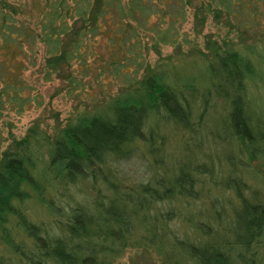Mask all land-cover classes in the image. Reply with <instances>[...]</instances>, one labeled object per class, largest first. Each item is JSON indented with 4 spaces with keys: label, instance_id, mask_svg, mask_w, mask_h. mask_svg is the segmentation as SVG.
I'll use <instances>...</instances> for the list:
<instances>
[{
    "label": "trees",
    "instance_id": "16d2710c",
    "mask_svg": "<svg viewBox=\"0 0 264 264\" xmlns=\"http://www.w3.org/2000/svg\"><path fill=\"white\" fill-rule=\"evenodd\" d=\"M189 6L194 29L208 15L227 26L196 50L204 85L145 60L161 45L194 52ZM262 19L264 0H0V111L40 103L23 76L38 44L41 79L86 100L53 132L32 124L0 149V264H112L134 247L164 264H264V169L253 187L241 174L264 164L251 93L264 92V64L240 40ZM211 112L220 132L201 128Z\"/></svg>",
    "mask_w": 264,
    "mask_h": 264
},
{
    "label": "rangeland",
    "instance_id": "374dc122",
    "mask_svg": "<svg viewBox=\"0 0 264 264\" xmlns=\"http://www.w3.org/2000/svg\"><path fill=\"white\" fill-rule=\"evenodd\" d=\"M14 3L24 0H12ZM197 1V0H193ZM191 8L188 7L186 20L182 24V29L185 31L186 35L194 40V52H189V49L192 45L189 44H180L179 47H173L170 45H161L159 51L155 52L153 49H149L145 54V60L151 69L156 71L166 70L165 77L170 80H180L183 78L193 79L204 85L205 83V73H204V64L201 63L198 59V53L196 50H202L206 54L204 48L203 38L210 37L213 39H219L220 36L224 35V32L227 30L226 25L212 22L210 16L206 17V20L194 29L192 24L191 17ZM32 19V17H30ZM261 21H264L263 19ZM197 30V31H194ZM227 33V32H226ZM227 35L232 36L233 39L236 37L230 31ZM241 44L256 42L258 45L257 49H254V55L257 56L258 62L264 64V31L260 32L254 30L253 33H242L240 36ZM41 55V46L38 44L36 46L35 53V63L28 64L25 70L23 71V76L25 80L32 86V90L37 92L40 96V103L29 106L24 109L19 114L14 113L11 110L3 109L0 111V129L1 134L4 139L0 143V149H2L5 144L10 141L12 138L21 137L28 126L34 124L38 128L45 130L48 133L53 132L59 126L69 119L74 113L76 108H79L86 101L84 98L77 100V98L69 96L65 91L64 82L58 77H53L50 80H42L40 77L39 71V62ZM260 70V68H258ZM173 74V75H172ZM259 78L260 82L264 83V73L261 71L255 75ZM174 78V79H173ZM105 79H103L104 81ZM251 86L252 82L250 83ZM117 82L111 83L109 85L110 92L117 90ZM250 86V87H251ZM264 88V84L262 85ZM32 91V92H33ZM252 98L258 101H253L258 106L264 103V92H259L258 90H251ZM261 103V104H260ZM221 125L219 124L217 114L211 112L210 118H208L203 127L204 131L209 128L212 131L216 130L221 131ZM167 131V129H166ZM178 136L177 132H170L169 141L172 144ZM196 138L202 140L201 148H208L210 152V140L208 137L202 135V131H199ZM175 153L181 152V146L178 145V141L175 146ZM216 147V151L220 154H227L230 150V144L227 142L221 141L214 145L213 149ZM235 147V146H232ZM246 161V158H244ZM258 159L250 160L247 168L241 169V174L244 176L246 182L251 186L255 183H258L259 179L257 173H262V168L264 169V164L259 165ZM257 169V170H256ZM261 170V171H260ZM252 183V184H251ZM253 187V186H252ZM231 193V191L229 192ZM112 264H164L161 258V255L156 253L153 249L147 248L143 250L141 248H127L121 255L114 259Z\"/></svg>",
    "mask_w": 264,
    "mask_h": 264
}]
</instances>
